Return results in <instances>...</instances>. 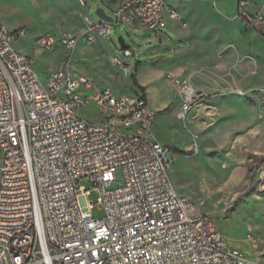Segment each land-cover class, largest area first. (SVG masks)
Here are the masks:
<instances>
[{
	"label": "built area",
	"instance_id": "2783aa9c",
	"mask_svg": "<svg viewBox=\"0 0 264 264\" xmlns=\"http://www.w3.org/2000/svg\"><path fill=\"white\" fill-rule=\"evenodd\" d=\"M95 1L112 12L115 29L147 31L159 42L169 22L186 27L167 0ZM245 18L264 23V6ZM86 21V44L110 35L111 23L92 22L89 8ZM22 35L0 21V264H260L177 192L169 150L153 134L157 113L143 94L115 95L72 71L81 37L64 32L36 40L46 52L69 53L43 84L13 48ZM120 52L124 61L109 56L118 69L137 62L128 46ZM181 85L176 119L184 124L207 95ZM89 109L99 122L81 115ZM92 191L101 218L86 200Z\"/></svg>",
	"mask_w": 264,
	"mask_h": 264
},
{
	"label": "rangeland",
	"instance_id": "374dc122",
	"mask_svg": "<svg viewBox=\"0 0 264 264\" xmlns=\"http://www.w3.org/2000/svg\"><path fill=\"white\" fill-rule=\"evenodd\" d=\"M82 2L0 0V21L11 33L24 32L13 48L32 60L43 84L69 53L46 52L36 40L64 32L81 37L72 71L115 95L143 94L157 113L153 134L169 150L168 174L177 192L215 220L230 245L264 264V36L245 18L264 0H167L186 27L169 22L162 42L147 31L115 29L111 23L110 35L92 45L83 37L88 8L92 22L104 21L96 14L97 1ZM104 12L112 18L108 8ZM119 37L135 53L137 67V62L123 70L112 65L109 56L124 61ZM178 80L207 95L195 101L184 124L176 119L182 103ZM81 115L101 120L94 109ZM98 197L92 191L86 198L94 218L102 217Z\"/></svg>",
	"mask_w": 264,
	"mask_h": 264
},
{
	"label": "water",
	"instance_id": "95a60500",
	"mask_svg": "<svg viewBox=\"0 0 264 264\" xmlns=\"http://www.w3.org/2000/svg\"><path fill=\"white\" fill-rule=\"evenodd\" d=\"M96 14L102 21L112 23V18L107 17L103 9H101V8L97 9ZM254 27L257 30V32H259L262 36H264V23L263 22L256 23L254 25ZM118 43H119L121 49L127 48L122 37L118 38Z\"/></svg>",
	"mask_w": 264,
	"mask_h": 264
},
{
	"label": "trees",
	"instance_id": "16d2710c",
	"mask_svg": "<svg viewBox=\"0 0 264 264\" xmlns=\"http://www.w3.org/2000/svg\"><path fill=\"white\" fill-rule=\"evenodd\" d=\"M139 64H140V62H137L136 67H137ZM132 79H133V83H134V85H135L136 87H139L138 84H137V82H136V80H135V78H132Z\"/></svg>",
	"mask_w": 264,
	"mask_h": 264
},
{
	"label": "crops",
	"instance_id": "0c3cea01",
	"mask_svg": "<svg viewBox=\"0 0 264 264\" xmlns=\"http://www.w3.org/2000/svg\"><path fill=\"white\" fill-rule=\"evenodd\" d=\"M86 1V0H85ZM155 137V136H154ZM155 140L157 141V142H159V143H161L162 144V142H160V140H158L156 137H155Z\"/></svg>",
	"mask_w": 264,
	"mask_h": 264
}]
</instances>
